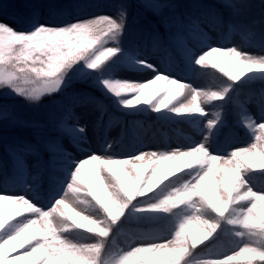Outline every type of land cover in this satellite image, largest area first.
Here are the masks:
<instances>
[{
	"label": "snow or ice",
	"instance_id": "snow-or-ice-1",
	"mask_svg": "<svg viewBox=\"0 0 264 264\" xmlns=\"http://www.w3.org/2000/svg\"><path fill=\"white\" fill-rule=\"evenodd\" d=\"M145 6L161 7L151 2ZM116 7L115 17L54 22L33 12L25 28L0 20V88L37 106L43 96L63 95L78 73L91 78L125 115L150 110L159 119L202 118L201 137L185 147L125 156L110 152L113 145L107 144L74 157L59 140L49 141L53 159L37 160L33 183L25 181L23 193L0 190V264H264V92L238 100L251 81L264 80V20L256 41L261 54H253L205 31L230 26L232 14L251 5L199 3L190 7L202 15L172 17L187 71L210 67L224 78L216 90H202L137 49L125 23L128 6L122 2ZM260 8L264 14V0ZM184 33L197 35L202 47L183 46ZM123 67L146 76L123 78ZM80 95L73 88L71 99ZM234 100L238 114L227 125L219 112L209 116L204 107L212 102L228 106ZM54 104L63 107L60 101ZM71 116L68 110L64 118ZM60 127L73 142L83 138V127ZM226 127L249 135L248 142H222ZM33 151L28 141L14 142L2 166L14 178H23L29 169L24 154ZM73 198L94 211L78 209ZM130 218H158L172 221V226L159 235L134 233L128 247L109 253L115 233ZM85 234L86 239L71 238ZM222 234L233 247L222 255L198 254Z\"/></svg>",
	"mask_w": 264,
	"mask_h": 264
},
{
	"label": "trees",
	"instance_id": "trees-1",
	"mask_svg": "<svg viewBox=\"0 0 264 264\" xmlns=\"http://www.w3.org/2000/svg\"><path fill=\"white\" fill-rule=\"evenodd\" d=\"M126 3L127 15L125 23L131 28V39L135 41L137 49L146 53L161 54L160 50L166 54H170L173 59H176L180 64V68L186 71V62L183 54V47L176 43V28L172 26V17L182 13H192L194 15H202V10L192 8L191 5L199 3H212L216 5H223L225 0H0V15L7 19H11L16 27L25 28L28 26V20L31 13L38 14V19L48 20L54 22L58 19H69L74 15L85 13L87 11H108L116 16L117 5ZM156 3L161 5L160 8H148L147 3ZM232 3L241 4L246 3L251 5L247 9L241 10L239 14H232V23L230 26L217 27L220 32H228L229 30H238L243 32L251 39H259L262 31L261 21L264 20V14L260 8L262 0H231ZM169 4H175L179 7L172 9ZM3 5H8L5 9ZM35 5V8L27 7ZM79 5L80 7H76ZM140 16V18L138 17ZM186 39H192L189 33L183 34V46ZM170 52V53H169ZM211 68L205 69L203 74L211 76ZM205 75V76H206ZM221 79L214 77L216 81L223 83ZM264 87V80L256 79L251 81L244 89L241 90L238 100L242 101L244 95L243 91H255ZM73 88H78L82 95L75 101L71 99ZM55 101H60L63 107H58L54 104ZM4 102L0 108V117L7 113L14 115L15 124L19 125L17 130H12L15 133L13 137H2L0 135V168L5 169L2 164L6 155L7 147L13 145L17 141H28L38 149L46 161H51L50 154L47 152L48 142L58 140L62 136H66L60 130V122L64 116L67 115L68 110L76 104H91L100 110L102 114V122L99 126V135L103 134L104 129L110 125L122 122L124 128V139L115 146V149L124 146L128 150H136L143 142L145 137L143 130H151L155 133V137L159 138V142L164 144V137L168 136L170 132L161 130L154 120H149L141 114L125 115L119 113L111 100L103 95V93L95 87L91 78L81 77L80 74H75L72 80V87L64 90L63 95L57 93L52 96H43L37 106H31L23 98H10L7 100L0 99ZM239 110L238 103L234 100L231 105L223 106L221 103L216 109L222 118L226 119V125L235 121ZM19 115H16V114ZM43 130L45 136L42 140L34 137V130ZM233 130L238 137H247L243 131L227 128ZM11 131V133H12ZM1 133V131H0ZM172 135L179 142H185L186 137H179L172 133ZM225 135L221 136V141ZM248 138V137H247ZM5 171L11 175L6 169ZM12 176V175H11ZM167 190V189H166ZM157 197L154 196L153 199ZM172 221H160L158 218H146L144 221L130 218L117 231L113 237L115 244L109 248V253L121 249L126 246L131 240L134 233L145 234H161L165 228H170ZM77 239H86L85 235H74ZM118 239V240H117ZM234 245L231 239L222 234L221 240L215 245H211L210 249L199 250L200 256L213 255L216 256L220 251L226 250ZM243 264V262H239Z\"/></svg>",
	"mask_w": 264,
	"mask_h": 264
},
{
	"label": "rangeland",
	"instance_id": "rangeland-1",
	"mask_svg": "<svg viewBox=\"0 0 264 264\" xmlns=\"http://www.w3.org/2000/svg\"><path fill=\"white\" fill-rule=\"evenodd\" d=\"M99 15H112V13L108 11H87L85 13H81L78 15H74L70 17L69 19L74 18H84L89 19L93 18ZM115 17V16H114ZM140 18V16H138ZM0 20H6L10 23H14L10 18L7 19L4 16L0 15ZM205 31L208 33L209 36H212L214 40H221V42L229 43L234 46H239L242 48H245L246 50H249L253 54H261V51L259 47L256 44V41L258 39H251L250 37L246 36L243 32L238 30H229L228 32H220L217 27H206ZM192 39H186L185 45L188 48H193L194 50H198L200 47H202L200 43V38L197 35L190 34ZM222 38V39H221ZM193 39H196L193 40ZM161 54L157 53H149V58L155 60L158 64H160L162 67L170 68V70L173 73V76L179 77L186 82H190L193 84V86H197L201 88L202 90H216L219 88L222 83L219 81H216L214 77L217 79H221V74L218 72V70H212L211 76H207L206 73L203 74V71L205 69L198 70L195 73L184 71L180 68V64L176 59H173V57L170 54H166L164 51L160 50ZM210 68V67H209ZM122 71V77L123 78H134V79H143L146 76V73L142 71H137L133 69H128L127 67H123ZM117 78H119L120 73H117ZM206 75V76H205ZM261 92H264V87L261 89H256L255 91H243V99L242 101H246L249 97V95L258 96ZM6 90L3 88H0V99H10V98H17L14 94H5ZM22 98V97H19ZM190 100V97H187L185 102ZM4 102L0 101V108L1 105ZM221 102H212L207 103L204 105V107L207 109V112L209 116H212L216 113L217 107L220 105ZM113 106L115 109L122 113L114 104ZM72 116L70 119H63L60 122V125L63 124L66 127H83L85 129V132L82 134L83 138L79 141V143L73 142L71 137H69L67 134L66 136L60 137L58 140L63 145L64 149L68 151L72 156H82L87 151H91L93 149L95 150H103L104 147L107 146V144H112L113 148L109 149L110 152H114L117 156H125L129 153H134L140 150L143 151H167L178 147H185L187 145L193 144L201 137V129L206 124V121H204L202 118H194V119H183L180 117L174 118V119H159L158 114L149 111H141V112H132L127 115H136L141 114L143 117L149 120H156V124L160 127L161 130H166V132H170L166 138L164 137L163 142L164 144H161L159 142V138L155 137V133L151 130H143L144 138L142 144L134 151L128 150L123 145L119 148L115 149V146L119 145L122 140L124 139V128L123 123H115L108 125L104 131L103 134L99 135L98 129L102 122V115L100 110H98L96 107H94L91 104H76L71 108ZM123 114V113H122ZM16 115H19L18 113ZM5 120L8 121L7 127H5ZM14 115H11L7 113V116L2 115L0 117V135L2 137H13L15 136V133H13L14 130H17L19 125L15 124L13 122ZM13 130V131H12ZM60 130L65 133L61 127ZM12 131V133H11ZM172 133H175V135L179 137H186L188 140L185 142H179L176 140V138L172 135ZM206 134V133H205ZM33 135L35 138L42 140L44 136L46 135L43 130L37 129L34 130ZM248 137V138H247ZM247 137H238L236 136V133L233 130H228L225 134L224 139L222 142L227 139L229 144L234 145H243L246 144L249 140V135ZM35 151L28 152L24 154V159L29 165L28 174L24 176L23 178H14L13 176L9 175L5 169L0 168V190H3L5 192H17V193H23L25 189L24 182L27 181L28 183H33L32 177H35L39 173V169L37 167V160L40 159L42 156L40 151L36 149L34 146ZM47 152L50 154V159H53V152L52 150L47 147ZM59 167V165H58ZM80 200L84 199L83 193L79 194ZM74 202L76 204V207L78 209H86L89 212H93L94 210L85 204H82L79 202V200H75ZM42 207H47V201L42 200L39 202ZM159 235V234H156ZM73 239H77L74 235L71 237ZM115 239V238H114ZM118 240V239H117ZM131 243V240H129L128 244L126 246L121 247L126 248ZM231 248V247H230ZM230 248L220 251L218 255H222L224 252L228 251Z\"/></svg>",
	"mask_w": 264,
	"mask_h": 264
},
{
	"label": "bare ground",
	"instance_id": "bare-ground-1",
	"mask_svg": "<svg viewBox=\"0 0 264 264\" xmlns=\"http://www.w3.org/2000/svg\"><path fill=\"white\" fill-rule=\"evenodd\" d=\"M25 191V190H24Z\"/></svg>",
	"mask_w": 264,
	"mask_h": 264
}]
</instances>
